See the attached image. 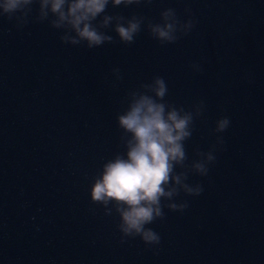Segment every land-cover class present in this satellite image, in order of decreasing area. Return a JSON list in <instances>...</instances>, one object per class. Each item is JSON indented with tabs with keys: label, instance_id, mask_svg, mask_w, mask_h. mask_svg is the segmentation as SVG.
<instances>
[{
	"label": "water",
	"instance_id": "1",
	"mask_svg": "<svg viewBox=\"0 0 264 264\" xmlns=\"http://www.w3.org/2000/svg\"><path fill=\"white\" fill-rule=\"evenodd\" d=\"M167 7L197 21L176 44L145 32L130 46L61 44L46 23L17 30L0 17V264H264V0H153L109 13L158 20ZM109 35H115L108 32ZM201 62L203 71L188 66ZM123 79L112 87L111 69ZM161 75L169 99L205 115L186 142L207 150L221 115L231 120L204 191L183 213L119 242L115 219L90 203L91 176L117 150L115 113L125 91Z\"/></svg>",
	"mask_w": 264,
	"mask_h": 264
},
{
	"label": "clouds",
	"instance_id": "2",
	"mask_svg": "<svg viewBox=\"0 0 264 264\" xmlns=\"http://www.w3.org/2000/svg\"><path fill=\"white\" fill-rule=\"evenodd\" d=\"M153 0H0V17L17 30L29 23H46L60 33L61 44L91 50L105 44L130 46L141 32L158 46L176 44L190 34L197 21L184 8L181 18L173 7L162 9L158 20L143 14L125 16L109 13V7H148ZM115 35H109L108 32ZM194 73L203 71L201 62L188 66ZM112 87L123 79L119 67L111 69ZM169 87L161 75H153L125 91L115 113L118 130L117 150L105 159L91 176L90 203L115 219L119 242L139 238L146 249L158 254L161 235L149 225L166 219V212L183 213L189 207L184 197H197L204 191L190 176L207 177L223 150L225 133L231 120L221 115L210 135L214 141L207 150L193 148L192 158L186 142L192 138L196 121L206 112L198 99L190 106L167 99Z\"/></svg>",
	"mask_w": 264,
	"mask_h": 264
}]
</instances>
